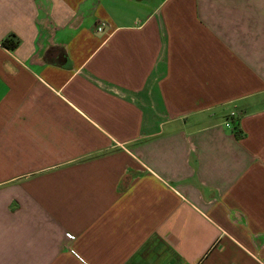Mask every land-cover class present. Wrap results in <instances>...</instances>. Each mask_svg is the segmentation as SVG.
Listing matches in <instances>:
<instances>
[{"label":"crops","instance_id":"0c3cea01","mask_svg":"<svg viewBox=\"0 0 264 264\" xmlns=\"http://www.w3.org/2000/svg\"><path fill=\"white\" fill-rule=\"evenodd\" d=\"M0 264H264V0H0Z\"/></svg>","mask_w":264,"mask_h":264},{"label":"trees","instance_id":"16d2710c","mask_svg":"<svg viewBox=\"0 0 264 264\" xmlns=\"http://www.w3.org/2000/svg\"><path fill=\"white\" fill-rule=\"evenodd\" d=\"M20 40L14 34H10L2 40V45L7 49H14L18 46ZM239 118L232 116V123L236 135L243 134V131L239 127Z\"/></svg>","mask_w":264,"mask_h":264},{"label":"built area","instance_id":"2783aa9c","mask_svg":"<svg viewBox=\"0 0 264 264\" xmlns=\"http://www.w3.org/2000/svg\"><path fill=\"white\" fill-rule=\"evenodd\" d=\"M104 26H105V24L104 23H102L99 27H98V31H102L103 29H104ZM235 115V112H232L231 113V116H234ZM227 125H231L232 126V119H230V121L228 122V124Z\"/></svg>","mask_w":264,"mask_h":264}]
</instances>
